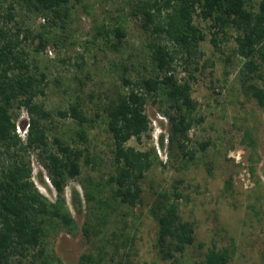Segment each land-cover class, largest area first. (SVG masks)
I'll use <instances>...</instances> for the list:
<instances>
[{
  "label": "trees",
  "instance_id": "16d2710c",
  "mask_svg": "<svg viewBox=\"0 0 264 264\" xmlns=\"http://www.w3.org/2000/svg\"><path fill=\"white\" fill-rule=\"evenodd\" d=\"M126 3L131 5L134 16L141 17L145 28L158 34L148 44L149 59L141 62L148 72H138L134 77L130 65L123 64L122 86L114 93H106L97 110L89 109L80 94L72 93L68 106L55 112L44 100H39L47 94L49 72L38 56L51 43L58 46L66 41L74 2L0 0V264H66L53 239L61 230L80 229L65 191L69 180L82 173L83 165L99 164L101 157L91 147L90 136L98 124L105 125L113 141V170L101 180L88 175L82 183L83 195L73 189L72 203L79 214L85 213L81 228L84 234L105 240L96 251L83 253L80 263L113 264L107 259L108 244L114 245L113 252L118 253L121 244L131 240L127 230L131 226L137 229L141 219L135 210L142 200L141 182L148 172L163 164L155 147L143 150L127 144L131 138H140L151 131L147 112L150 100L160 104L161 112L170 121V145L176 144L189 158L195 156L188 145L189 134L203 117L197 115L199 101L193 97L192 80L180 77L174 62L179 58L189 65L196 63L194 70L199 69L198 59L204 56L201 42L207 34L196 23V16L210 21L211 42L216 49L220 48V40L234 39L235 52L245 59L247 73L245 69L241 71L245 73V82L263 77L258 71L264 65V0H126ZM32 16L43 19L37 29L28 24ZM128 18L111 16L109 21L97 23L93 42L101 41L117 54L122 53L128 36ZM81 58L83 66L84 56ZM256 96L264 105V90L259 89ZM23 108L28 121L20 120ZM55 115L71 119L72 123L63 130L54 127ZM18 126L27 128L26 137L18 132ZM243 142L256 152L258 139L249 127L244 130ZM207 145L201 143L204 149ZM33 153L57 191L54 200L34 180ZM250 160V173L255 175L253 155ZM41 179L45 182L43 173ZM183 196L177 185L173 190L163 188L151 210L159 222L161 252L167 246L163 255L166 259L174 257L172 250L183 252L195 242L194 222L182 219L179 214ZM110 231L117 241L109 237ZM230 260V249L216 245L205 254V264H229Z\"/></svg>",
  "mask_w": 264,
  "mask_h": 264
},
{
  "label": "rangeland",
  "instance_id": "374dc122",
  "mask_svg": "<svg viewBox=\"0 0 264 264\" xmlns=\"http://www.w3.org/2000/svg\"><path fill=\"white\" fill-rule=\"evenodd\" d=\"M73 2V20L65 32L66 41L58 46L51 43L48 50L38 56L42 67L49 72L47 94L39 100H44L55 112L68 106L72 93L80 94L89 109L97 110L106 93H114L122 86L123 64L130 65L134 77L138 72H148L141 62L149 59L150 41L158 38L152 29L145 28L141 17L132 14L126 0ZM125 15L129 16L128 36L122 53L117 54L101 41L93 42L97 23L109 21L111 16ZM195 20L207 34L201 42L204 56L198 59L199 69L194 70L196 63L189 65L179 58L174 62L178 75L192 80V94L199 101L197 115L203 117L189 134L188 145L194 149L195 156L189 158L176 144L170 145V121L161 112L160 104L150 100L147 112L152 122L151 131L140 138H131L127 144L143 150L155 147L163 164L142 180V200L135 208L141 219L137 229L128 228L127 233H131L132 238L121 244L118 253L113 252L114 245L108 244L110 263L205 264L206 252L216 245L230 249L229 264H264V105L256 96L259 89L264 90V65L258 71L263 77L245 82V73H241L245 59L235 52L234 39L220 40V48L216 49L211 42L210 21L199 16ZM40 23H43L41 17L28 19V24L36 29ZM81 56H84L83 66H80ZM150 68L148 65V70ZM65 89L68 91L64 92ZM20 113V120L28 121L26 109ZM54 120L53 126L62 130L72 123L71 119L58 115ZM246 127L258 139L256 152L243 142ZM52 132L55 129L50 131L51 135ZM90 136L91 147L101 157L99 164L96 167L83 165L82 173L69 180L65 191L80 229L76 232L61 230L53 239L57 253L66 264H81L83 253L94 252L105 243L101 237L89 238L84 234L81 228L85 213L79 214L72 203L73 189L83 195L82 183L88 175L101 180L113 170V141L105 125L98 124ZM204 142L208 144L205 149L201 146ZM251 155L256 165L255 175L250 173ZM32 160L39 189L50 199H56L57 191L36 153ZM176 185L185 195L180 199L179 214L182 219L194 222L195 242L187 245L183 252L172 250L174 257L166 259L163 255L167 246L161 252L159 222L151 210L158 201L159 190H173ZM114 226L112 224V230Z\"/></svg>",
  "mask_w": 264,
  "mask_h": 264
},
{
  "label": "built area",
  "instance_id": "2783aa9c",
  "mask_svg": "<svg viewBox=\"0 0 264 264\" xmlns=\"http://www.w3.org/2000/svg\"><path fill=\"white\" fill-rule=\"evenodd\" d=\"M18 132L21 133L23 137L27 135V128L23 129L21 126H18Z\"/></svg>",
  "mask_w": 264,
  "mask_h": 264
}]
</instances>
